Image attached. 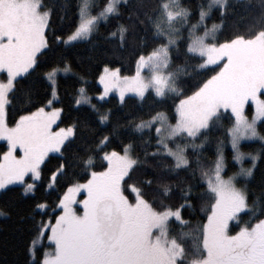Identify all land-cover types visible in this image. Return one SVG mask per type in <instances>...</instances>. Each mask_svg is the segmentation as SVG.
<instances>
[{"label": "snow or ice", "instance_id": "6c2138e0", "mask_svg": "<svg viewBox=\"0 0 264 264\" xmlns=\"http://www.w3.org/2000/svg\"><path fill=\"white\" fill-rule=\"evenodd\" d=\"M120 5L121 0H77L74 20L70 19L67 27L50 29L51 8L45 6L44 0H0V138L6 141L5 150L0 151V189L15 184L23 193H34L36 181L42 177L45 188L53 187L69 170L73 159L87 175L83 182L66 184L54 201V209L45 200L32 205L33 212L40 210L48 216H32L34 232L27 249L29 255L36 256L35 246L46 235L51 246L39 254L38 264H264V179L259 191L255 187L251 190L253 203L248 202V181L264 152L241 150V140L245 138L259 140L264 149V134L257 126L258 121L264 123V23H258L247 34L236 33L218 40L217 30L222 24L208 26L205 21L213 6H218L222 17L228 9L227 0H208L206 6H199L197 20L191 25L187 23L190 9L181 0H156L145 17L151 26V39L163 42L147 47L141 37L131 74L121 75L119 67L105 64L95 77L101 88L96 94L100 99L110 91H115L121 101L128 92L143 97L149 89L155 97L173 93L179 97L174 103V122L167 112L157 110L131 125L138 133L143 129L149 132L142 143L152 145V151H146L145 156L171 158L172 163L163 165V171L175 174L187 169L190 160L186 149L199 152L208 140L207 136L201 138V133L213 126L219 128L227 140H217L214 160L201 167L203 187L195 182L182 183L176 202H171L175 184L161 181L155 189L158 196L147 198L146 188L152 186L153 178L147 176L139 183L130 179L140 160L132 154L130 140L121 142L119 150L109 148L113 133L100 136L84 149L83 155L73 154V159H66L64 149L76 138L78 124L73 120L56 127L63 108L53 105L61 102L57 74L72 72L67 59L40 73L47 98L42 102L32 100L29 89L25 92L26 105L36 106L30 111L20 110L14 122H9L8 109L14 107L17 81L41 63L42 51L49 47V31L65 33L56 35L54 40L66 47L85 42L99 31L101 22L107 24L120 14ZM260 21H264V12ZM199 25L204 26L202 32L197 31ZM184 27L188 34L183 55L199 59L195 71H207L208 66L217 69L196 81L197 86L187 94L178 87V73L183 72L185 65L169 70L173 51L180 54L178 43L185 37L178 33ZM127 35L126 25L118 20L107 32V37L117 39L121 47ZM77 79L73 103L100 112L88 94V79L83 75ZM249 101L251 118L245 114ZM221 109L230 113L227 128L219 123ZM110 115V110L105 109L97 119L103 125ZM181 138L185 143L177 142ZM197 139L199 144L195 143ZM226 142L236 165V171L228 176L222 174L226 169ZM16 149L19 155L15 154ZM49 153H59V162L44 176L43 164ZM245 158L250 160L247 166ZM95 159L102 162L99 171L94 170ZM238 178L244 180L240 186ZM198 187L199 191H194ZM81 189L84 198L78 199ZM189 197L205 198L200 210L206 212V217L201 221L194 223L187 218L191 211L186 214L185 209L194 211ZM74 201L82 206V211L74 208ZM242 210L250 214L249 220L230 232V222L239 223ZM256 216L259 218L252 222Z\"/></svg>", "mask_w": 264, "mask_h": 264}, {"label": "trees", "instance_id": "16d2710c", "mask_svg": "<svg viewBox=\"0 0 264 264\" xmlns=\"http://www.w3.org/2000/svg\"><path fill=\"white\" fill-rule=\"evenodd\" d=\"M208 0H181V4L190 9V16L188 17V25L193 24L197 20L199 6H205ZM228 9L221 17L218 7L213 8L210 17L205 21L206 25L213 23H221L222 28L218 30V40L229 38L236 33L247 34L250 30H254L260 21L261 13L264 12V2L262 0H227ZM156 0H127L120 5V14L110 20L107 24L101 22L99 31L94 33L89 40L80 43H74L71 47H66L61 43L54 40L56 35H63L65 33L58 31H49L48 42L49 47L46 51H42L40 56L41 63H39L35 70L32 71L26 78L18 80L17 85L18 93L14 97V107L8 109V120L14 122L15 116L20 114V110L30 111L35 104L26 105L25 92L29 89L33 93L32 100L43 101L46 99L45 81L40 76V73L47 67L57 61L67 59L71 65L72 73L58 74V86L63 113L59 118V123L56 127L65 126L73 120L77 121L78 127L76 130V138L72 140L64 149V156L66 159H73V154L79 156L83 155L84 149L95 143V140L105 133H113L109 141L108 147H117L121 142L132 141V154L137 156L140 163L133 170L130 179L139 183L143 178L151 176L153 184L151 187L146 188L149 199L158 196L156 192V185L161 181L174 182V197L171 202H176L175 197L178 196L180 187L189 182H195L203 187L200 181L201 167H207L210 161L214 160L215 147L218 139L227 138L221 135V131L217 126H213L206 132L201 133V138L208 137L206 144L201 147L199 152L186 149V154L189 157L190 164L187 169H183L178 173L173 174L170 171H163V165L172 163L170 157L161 158L152 155L145 156V152L151 153L152 145H144L142 142L145 137L149 135L148 130L136 132L132 128V123L137 119H147L152 113L157 110H164L169 114L171 122L175 120L174 103L175 99L179 98L175 93L172 95L160 98L155 97L151 90H148L143 97L126 96L121 101L116 95L112 94L108 98L98 100L96 94L101 90L96 82V75L103 67L108 64L110 67H119L120 74H131L134 66L135 55L139 46L141 37L145 40L147 47H151L155 43H161L162 40L151 39V26L147 23L145 14L150 12L155 5ZM46 7L51 8L52 24L50 29L60 27H67L70 19L75 18L77 0H44ZM120 21L125 24L128 29V35L123 47L120 46L117 39L107 37V32L115 27V22ZM140 20H145L141 24ZM203 28L197 31L202 32ZM187 27L182 29L180 35L185 37L180 40L178 47L180 54L177 55L175 51L172 53V64L169 70H174L177 65H185L183 72L178 73V80L180 83L178 87L184 89V94L191 91L196 85V81L206 78L212 71L217 69L208 66L207 71L196 72L194 65L199 63V59L194 56L185 57L183 55L184 46L187 43ZM209 42H212L209 40ZM62 66V65H61ZM191 69V74H189ZM78 75H83L88 79L86 85L88 94L91 96L92 103L103 112L105 109L110 110V119L101 125L97 119L100 112H94L87 105H75L73 97L75 95V88L78 83ZM3 78L2 76H0ZM23 88L24 91H19ZM230 114L222 113L219 123L227 128L229 125L228 116ZM115 128V132L113 129ZM259 130L264 134V123L259 124ZM153 143L155 140L154 128H152ZM200 141L199 139H197ZM177 142H185L182 138ZM6 143L0 141V151H4ZM243 151H260L264 152L261 148V142L251 141L241 144ZM101 149L100 151H103ZM119 150V148H118ZM227 170L229 174L236 170L235 163L231 160V150H225ZM59 153L49 154L46 158V163L43 164V175L47 176L49 171L59 162ZM199 160V163L197 162ZM94 170L101 169L102 162L99 159L94 160ZM85 170L80 166L79 162L73 159L72 164L69 165V170L59 177L56 185L53 187L45 188L46 180L36 181L34 193H23L18 185H11L0 190V264H38L39 254L42 248L37 249L34 259L28 253V245L33 237V219L35 215L39 217L43 215L48 216L47 212L41 213L39 210L33 212L32 205L39 200H45L50 207L54 209V201L58 199L59 193L63 190L67 183L79 180L83 182L87 179L84 174ZM264 179V157H259L255 166L254 176L248 181L249 195L248 202L253 203V196L251 190L255 187L259 191L260 182ZM244 180L237 181L240 186ZM199 191V187L194 189ZM128 195V192H125ZM194 205V211L185 209L187 214L191 211V215L187 218L193 221H201L206 217V212H201V205L205 202V198L189 197ZM264 214V213H262ZM250 214L245 210L239 216V223L234 221L230 226V231L235 232L238 230L240 224L248 221ZM53 220L54 215L51 217ZM256 216L252 219H258ZM176 231V227L173 226ZM191 241H188L190 244Z\"/></svg>", "mask_w": 264, "mask_h": 264}, {"label": "rangeland", "instance_id": "374dc122", "mask_svg": "<svg viewBox=\"0 0 264 264\" xmlns=\"http://www.w3.org/2000/svg\"><path fill=\"white\" fill-rule=\"evenodd\" d=\"M124 2V0H121V3H123ZM207 3H208V1H207ZM207 3H206V5H207ZM205 5V6H206ZM215 7H218V6H213V8H215ZM210 26V25H209ZM203 28L204 26L203 25H199L198 26V28H197V30L199 29V28ZM219 30V29H218ZM218 30H217V32H218ZM203 31V30H202ZM178 35H180V33H178ZM209 42V41H208ZM69 73H72V72H68V73H58V74H69ZM57 74V75H58ZM1 78V77H0ZM149 90H151V89H149ZM148 91V90H147ZM146 91V92H147ZM145 92V93H146ZM112 94H114V95H116L117 96V94L115 93V91H110L109 92V94L106 96V97H104V98H102V99H100V98H98L97 96H96V98L98 99V100H103V99H106V98H108L110 95H112ZM129 95H131V96H135V97H137L136 95H135V93H132V92H128V93H125V97L126 96H129ZM118 97V96H117ZM119 98V97H118ZM140 98V97H139ZM262 98H264V96H262ZM120 99V98H119ZM225 112H227V113H229L227 110H224V109H221V113H225ZM230 114V113H229ZM245 114L249 117V118H251V114H252V106H251V102L249 101V102H247L246 103V112H245ZM262 120H264V118H261ZM261 123V121H258L257 122V126H258V131H260L259 130V124ZM56 126V125H55ZM152 128H154V125L152 126ZM144 130H147V129H143L142 131H144ZM263 134V133H262ZM0 141H3V142H5L6 143V141H4L2 138H0ZM251 141H259V140H256L255 138H252V139H242L241 140V144L242 143H244V142H251ZM260 142V141H259ZM179 143H181V144H183V143H185V142H179ZM189 143H191L190 141H189ZM195 143H197V144H199L200 143V141H198V140H196L195 141ZM203 146V145H202ZM201 146V147H202ZM189 148H191V147H189ZM229 149V150H231V146H230V144H228L227 142L225 143V145H224V155H225V150L226 149ZM192 149V148H191ZM193 150V149H192ZM242 150V149H241ZM195 151V150H194ZM243 151V150H242ZM231 153H232V151H231ZM15 154L16 155H19V150L18 149H16L15 150ZM49 154H54V153H49ZM57 154V153H56ZM225 157H226V155H225ZM258 159H259V157H258ZM234 162V161H233ZM235 163V162H234ZM250 163V160L248 159V158H245V161H244V165L245 166H247L248 164ZM226 170H227V162H226V169L223 171V175L224 176H228L229 174H231V173H229V174H226ZM236 171V170H235ZM234 172V171H233ZM28 179H31V177L29 176L28 177ZM240 179H242L243 180V178H238V180H240ZM237 180V181H238ZM12 185H15V184H12ZM8 186H11V185H6L5 186V188L6 187H8ZM237 186H239L238 185V183H237ZM0 190H2V189H0ZM77 198L78 199H83L84 198V191H83V189H81L79 192H77ZM73 206H74V208L77 210V211H82V206H80L77 202H73ZM40 211V210H39ZM243 211H245V210H242V212ZM234 221H231L230 222V226H231V224L233 223ZM231 230V229H230ZM230 232H232V231H230ZM51 245H50V242H48L47 241V237H46V235L43 237V240L40 242V243H38L35 247H36V251H37V249H39V248H42V251L44 250V248H47V247H50ZM31 258L32 259H34L35 258V256H31Z\"/></svg>", "mask_w": 264, "mask_h": 264}]
</instances>
